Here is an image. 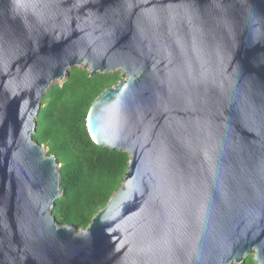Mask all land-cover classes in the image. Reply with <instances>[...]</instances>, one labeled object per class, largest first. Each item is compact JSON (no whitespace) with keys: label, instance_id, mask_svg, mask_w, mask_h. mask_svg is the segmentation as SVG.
<instances>
[{"label":"water","instance_id":"obj_1","mask_svg":"<svg viewBox=\"0 0 264 264\" xmlns=\"http://www.w3.org/2000/svg\"><path fill=\"white\" fill-rule=\"evenodd\" d=\"M81 63L121 71L87 127L129 153L84 229L53 215L61 163L33 138L46 91ZM253 254L264 264V0H0V264Z\"/></svg>","mask_w":264,"mask_h":264},{"label":"trees","instance_id":"obj_2","mask_svg":"<svg viewBox=\"0 0 264 264\" xmlns=\"http://www.w3.org/2000/svg\"><path fill=\"white\" fill-rule=\"evenodd\" d=\"M121 79L120 70L90 75L88 68L75 66L43 96L33 138L61 163L63 195L52 212L60 224L87 228L124 181L129 153L98 145L87 127L94 100ZM234 264L258 263L250 255Z\"/></svg>","mask_w":264,"mask_h":264},{"label":"rangeland","instance_id":"obj_3","mask_svg":"<svg viewBox=\"0 0 264 264\" xmlns=\"http://www.w3.org/2000/svg\"><path fill=\"white\" fill-rule=\"evenodd\" d=\"M79 67H83V66H79ZM84 68V67H83ZM89 69V68H88ZM123 79H124V77H123ZM65 79H62V80H56V81H54V83H56V82H58V83H62L63 81H64ZM53 83V84H54ZM46 149L48 150V148L46 147ZM254 255V254H253Z\"/></svg>","mask_w":264,"mask_h":264},{"label":"bare ground","instance_id":"obj_4","mask_svg":"<svg viewBox=\"0 0 264 264\" xmlns=\"http://www.w3.org/2000/svg\"><path fill=\"white\" fill-rule=\"evenodd\" d=\"M81 66H84V63H81ZM65 71H66V69H65ZM64 76H65V72L63 73V76L61 78H63ZM61 78H57V79H55V81L56 80H61Z\"/></svg>","mask_w":264,"mask_h":264}]
</instances>
